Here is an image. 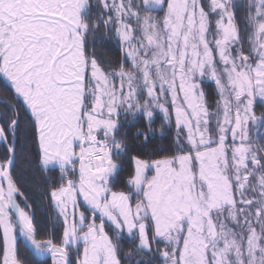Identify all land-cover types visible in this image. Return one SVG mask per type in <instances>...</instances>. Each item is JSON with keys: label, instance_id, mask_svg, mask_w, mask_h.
I'll list each match as a JSON object with an SVG mask.
<instances>
[{"label": "snow or ice", "instance_id": "snow-or-ice-1", "mask_svg": "<svg viewBox=\"0 0 264 264\" xmlns=\"http://www.w3.org/2000/svg\"><path fill=\"white\" fill-rule=\"evenodd\" d=\"M0 77V264H26L21 246L35 264H124L125 238L135 264H264V0H0ZM22 109L58 176V238L16 178ZM138 120L143 143L157 120L172 132L163 154H131Z\"/></svg>", "mask_w": 264, "mask_h": 264}, {"label": "trees", "instance_id": "trees-1", "mask_svg": "<svg viewBox=\"0 0 264 264\" xmlns=\"http://www.w3.org/2000/svg\"><path fill=\"white\" fill-rule=\"evenodd\" d=\"M240 15H243L242 10ZM95 52L97 57L104 61L115 62L121 57L115 40L109 39L103 33V30L97 33ZM7 84L6 79L0 77V110H3L5 104L12 103ZM206 91L211 102L214 99L212 86L206 88ZM256 111L259 114L261 111H264V107L258 104ZM152 127L153 131L147 143H143L141 139H134L137 129L141 131L145 130L142 120H138L134 126L129 125L121 128V134H128L129 143L132 145L130 149L131 154L139 153L143 157H147L153 153L163 154L161 150L167 149L172 144V132L167 127L162 130L159 120ZM16 139V178L20 183L22 191L25 192V195L29 198V202L33 205L36 228L41 238L48 235H54L58 238L62 231L61 222L57 219L56 212L52 209L49 199L45 195L49 191L52 181L58 179V176L53 172H42L40 170L37 162L38 149L34 143L31 125L28 123V113L23 109L20 113ZM4 152V146L0 144V158L3 157ZM153 158H156V156ZM122 161V170L119 174L120 183L116 186L118 189L122 187L123 181L127 179L132 170L130 156L122 157ZM120 248L121 255L125 258L124 264H128L129 260H131L132 264H135L136 259L140 258V254L137 253L133 242L127 238L121 240ZM19 254L26 261V264H35L32 253L26 248L21 246ZM144 258L147 259V257Z\"/></svg>", "mask_w": 264, "mask_h": 264}, {"label": "rangeland", "instance_id": "rangeland-1", "mask_svg": "<svg viewBox=\"0 0 264 264\" xmlns=\"http://www.w3.org/2000/svg\"><path fill=\"white\" fill-rule=\"evenodd\" d=\"M122 122H123V118H122ZM19 242V241H18Z\"/></svg>", "mask_w": 264, "mask_h": 264}]
</instances>
